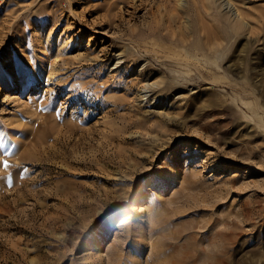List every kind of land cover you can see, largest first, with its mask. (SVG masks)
<instances>
[{"label":"rangeland","instance_id":"374dc122","mask_svg":"<svg viewBox=\"0 0 264 264\" xmlns=\"http://www.w3.org/2000/svg\"><path fill=\"white\" fill-rule=\"evenodd\" d=\"M0 133V264H264V0H0Z\"/></svg>","mask_w":264,"mask_h":264},{"label":"snow or ice","instance_id":"6c2138e0","mask_svg":"<svg viewBox=\"0 0 264 264\" xmlns=\"http://www.w3.org/2000/svg\"><path fill=\"white\" fill-rule=\"evenodd\" d=\"M3 139H4L3 134L0 133V141H2ZM0 147H3V143H0ZM12 147L15 148L16 146L13 144ZM3 154L7 156V155H11L12 153H11L9 150L5 149V151H4ZM3 166H4V168H8V167H9V165H8V163H7L6 161H5V163H4ZM24 171H27V169H24ZM7 186H8L9 188L12 187V181H11V179H9V180L7 181Z\"/></svg>","mask_w":264,"mask_h":264},{"label":"bare ground","instance_id":"6f19581e","mask_svg":"<svg viewBox=\"0 0 264 264\" xmlns=\"http://www.w3.org/2000/svg\"><path fill=\"white\" fill-rule=\"evenodd\" d=\"M238 11H239V10H238ZM239 14H241L240 11H239ZM242 16H244V15H242ZM238 17H239V16H238ZM239 18L241 19V17H239ZM242 18H243V17H242ZM122 221H124V220H122ZM122 223H124V222H122ZM218 261H219V259H218ZM218 261H217V262H218ZM214 263H215V262H214ZM214 263H213V264H214ZM219 263L221 264V262H219Z\"/></svg>","mask_w":264,"mask_h":264}]
</instances>
